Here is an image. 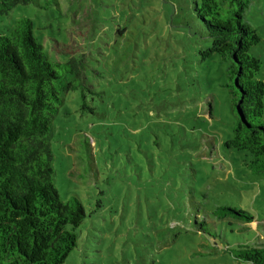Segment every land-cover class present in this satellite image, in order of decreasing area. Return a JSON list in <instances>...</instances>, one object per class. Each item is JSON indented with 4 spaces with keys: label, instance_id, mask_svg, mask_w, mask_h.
I'll return each instance as SVG.
<instances>
[{
    "label": "rangeland",
    "instance_id": "rangeland-1",
    "mask_svg": "<svg viewBox=\"0 0 264 264\" xmlns=\"http://www.w3.org/2000/svg\"><path fill=\"white\" fill-rule=\"evenodd\" d=\"M19 17L51 60L84 53L82 87L62 94L44 137L60 199L76 195L91 212L62 264H249L231 249L264 241V175L223 145L227 64L201 57L209 41L188 0H37L4 21ZM243 21L260 38L250 54L264 79V0H250ZM219 205L254 220L217 219Z\"/></svg>",
    "mask_w": 264,
    "mask_h": 264
},
{
    "label": "trees",
    "instance_id": "trees-1",
    "mask_svg": "<svg viewBox=\"0 0 264 264\" xmlns=\"http://www.w3.org/2000/svg\"><path fill=\"white\" fill-rule=\"evenodd\" d=\"M36 1L0 0V264H62L76 246L75 229L91 214L76 195L60 199L44 139L62 94L82 87L84 53L63 62L51 60L29 18L4 21L17 4ZM249 2L188 0V9L209 41L199 51L201 57L216 54L227 64L225 87L234 121L223 145L243 151L242 165L264 175V79L256 78L261 60L250 54L260 38L243 21ZM126 31L129 27H117L115 35L125 37ZM80 95L83 110L86 101L82 91ZM211 214L241 225L254 220L233 205L216 206ZM252 239L237 243L231 252L238 260L264 264V241Z\"/></svg>",
    "mask_w": 264,
    "mask_h": 264
}]
</instances>
